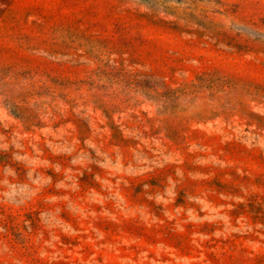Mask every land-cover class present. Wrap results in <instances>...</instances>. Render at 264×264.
I'll return each mask as SVG.
<instances>
[{
  "label": "rangeland",
  "instance_id": "obj_1",
  "mask_svg": "<svg viewBox=\"0 0 264 264\" xmlns=\"http://www.w3.org/2000/svg\"><path fill=\"white\" fill-rule=\"evenodd\" d=\"M0 264H264V0H0Z\"/></svg>",
  "mask_w": 264,
  "mask_h": 264
}]
</instances>
